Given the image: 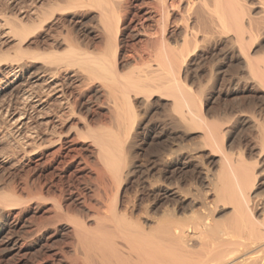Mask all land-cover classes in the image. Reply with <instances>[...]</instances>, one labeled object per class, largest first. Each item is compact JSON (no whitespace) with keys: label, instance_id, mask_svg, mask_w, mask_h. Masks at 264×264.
<instances>
[{"label":"rangeland","instance_id":"obj_1","mask_svg":"<svg viewBox=\"0 0 264 264\" xmlns=\"http://www.w3.org/2000/svg\"><path fill=\"white\" fill-rule=\"evenodd\" d=\"M28 1L0 0V14L18 15L19 8ZM78 1L45 0V6H65L68 3L72 6L63 12H49L46 22L28 34L24 48L51 50L55 47V50L62 51V47L54 46L55 38L59 37L97 56L107 53L108 38L99 10L87 5L76 6ZM111 1L116 6L118 25L116 67L121 74L133 70L142 75L140 73L146 72L147 65L154 63L150 54L158 45L157 23L143 17L152 0ZM241 2L244 9H248L244 10L245 16L253 21L251 29H248L252 34H246L247 40L242 45L244 50L234 47L233 34L227 35L228 41L226 35H221L222 39L218 35L207 34L208 38H199L198 46L193 48L190 44L189 48L196 49H188L190 55L187 52L188 58L185 56L181 62L183 67L181 65L179 72L181 83L194 95L204 120L217 123L221 134L225 135L224 143L230 147V152H236L238 147L253 146L251 144L257 135L254 123L264 122V89L250 79L245 78V81V63L240 54L245 51L251 57L264 56V0ZM171 3L169 22L178 20L183 8L195 6L196 0H171ZM180 27L168 26L167 36L172 43L174 39L179 40ZM250 36L252 39L248 38ZM1 52L13 54L8 39H0ZM27 58L24 59L29 62ZM40 62L49 69H57L56 80L66 84L67 105L62 106L64 108L55 106L57 100L51 95L48 106L53 107L52 112H45V109L42 122L37 123L41 119L34 116V110L21 101L18 93L6 97V100L10 102L11 109L25 110L32 117L29 124L37 123L43 140L49 136H60L61 142L53 143L32 155V159H27L14 142L15 135L11 134V137L7 133L9 115L0 114V192H14L22 198V203L15 209H9L0 202L3 233L8 230L18 237L15 249L6 250L0 243V264H66L67 257H64L69 254L70 258L74 253L72 246L76 236L70 220L77 219L91 226L95 210L105 205L119 184L103 166L93 132H113L123 147L119 193L125 190L130 194L137 188L143 196L149 197L148 203L159 210L158 214H162L164 208H174L177 218L187 216L192 209L201 208L198 201L207 189L204 177L217 174L221 153L212 148L215 146L204 143L203 129L187 128L173 119L170 99L130 92L134 117L129 120L113 108L114 98L108 94L107 85L99 76L78 63ZM0 67L1 71L4 65ZM56 119V133L44 134L43 122ZM39 124L42 125L39 127ZM257 184L261 196L256 197L255 203L259 208L261 193H264V173L258 177ZM164 187L175 191L174 194L165 196L160 190ZM56 205L61 209H56ZM229 211V208H216L215 215L224 218L222 216Z\"/></svg>","mask_w":264,"mask_h":264},{"label":"bare ground","instance_id":"obj_2","mask_svg":"<svg viewBox=\"0 0 264 264\" xmlns=\"http://www.w3.org/2000/svg\"><path fill=\"white\" fill-rule=\"evenodd\" d=\"M44 1L29 0L19 8L18 15L13 17L8 13L0 14V39H8L14 50L13 54L0 53V66L4 65L0 71V114L9 115L10 128L6 132L10 136L15 135L14 142L20 146L22 156L29 159L49 145L61 142L60 136H49L56 133L54 129L57 119L52 122L46 120L41 124L44 134L47 133L49 138L45 135L47 139L43 140L44 137L42 139L39 136L40 128H37V123H41L44 113L53 108L48 106V97L54 95L57 100L54 105L57 107L64 108L62 106L68 103L65 96L66 84L56 80L57 69L45 67L40 60L49 63H78L91 74L99 76L106 83L108 94L114 98L113 108L129 120L134 117L129 100L130 92L138 95L154 94L160 96L159 98L170 99L173 119L187 128L203 129L204 143L215 146L212 148L221 153L217 174L211 177L206 174L204 177L207 189L204 197L198 201L201 208L192 209L187 216L177 218L174 208H164L162 214H158L159 210L148 203L149 197L143 196L137 188L130 194L125 190L119 193L123 173V147L113 132H93L98 156L119 184L105 205L95 210L91 226H86L77 219L70 220L76 241L75 247L72 246L74 253L70 254V258L69 254L64 257L68 258L66 264H264V193H261L259 208L255 203L256 197L261 196L258 193L257 180L264 173V122L254 123L257 129L256 138L251 144L254 147L242 146L236 148V152H230V147L224 143L225 135L221 134L217 123L204 120L194 95L179 79L185 56L188 58L189 50L198 46L199 38L203 39L207 34L214 37L218 35L220 38L226 35V41L227 35L233 34L231 36L234 41L231 40L236 45L234 47L238 46V50L242 48L247 40L246 34H252L249 30L253 21L245 16L244 10L248 9H244L241 0H196L195 6H185L178 20L172 22H169L173 6L171 0H152L150 5L147 4L149 6L146 5L148 9L146 8L143 17L157 23L158 45L150 54L154 63L148 64L146 72L140 73L142 75L133 70L121 74L116 67L118 25L116 6L111 0H80L76 4L99 10V17L108 38L107 53L97 56L83 51L70 41L65 42L66 38L58 39L59 37L55 38L54 46L62 47V51L55 50V47H51V50L24 48L28 34L41 27L51 11L63 12L72 6L70 3L65 6H45ZM169 25L175 28L182 26V31L176 33L179 40L174 39L173 43L167 36ZM248 38L252 39L251 36ZM231 40L229 42L232 43ZM190 44L193 48H189ZM240 54L246 69L244 79H250L254 81L253 84L256 82L255 84H260L264 89V56L260 57L259 54L253 58L245 51ZM25 57H28L29 62ZM15 93L19 94L28 108L34 110V116L41 119L40 121L29 124L32 117L24 109H11L6 97ZM45 109L47 110L44 112ZM35 139H39V142H35ZM160 190L165 196L175 192L167 187ZM0 202L9 209H15L22 203V198L14 192L2 191ZM55 207L61 209L59 205ZM216 208H229L230 211L222 216L224 218H219L215 215ZM3 231V226L0 225L1 246L6 250L15 249L18 237L7 232L8 230L5 234Z\"/></svg>","mask_w":264,"mask_h":264}]
</instances>
